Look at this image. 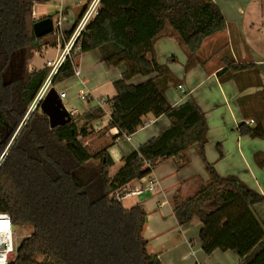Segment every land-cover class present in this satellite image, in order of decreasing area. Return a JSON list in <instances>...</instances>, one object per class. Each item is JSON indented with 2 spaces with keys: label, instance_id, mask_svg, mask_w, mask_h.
<instances>
[{
  "label": "trees",
  "instance_id": "16d2710c",
  "mask_svg": "<svg viewBox=\"0 0 264 264\" xmlns=\"http://www.w3.org/2000/svg\"><path fill=\"white\" fill-rule=\"evenodd\" d=\"M49 0H0V212L14 227L31 233L16 246L8 264H161L147 250L143 237L146 213L142 205L125 208L117 193L149 176L162 161L173 159L178 170L189 164L187 150L194 148L208 179L189 197L177 191L172 198L178 226L196 217L201 224L198 239L202 252L234 251L236 264H264V231L251 212L264 197L232 176H219L206 157L207 123L203 111L189 98L172 107L165 91L174 78L156 62L153 44L169 27L187 56L184 69L196 62V53L208 37L223 32L226 21L211 0H100L97 15L76 44L79 53L97 50L108 67L124 65L112 86L107 128L117 130L108 144L89 153L80 142L87 136L86 123L101 117L95 106L80 117L49 127L47 117L35 108L28 111L45 81V68L7 77L16 56L26 63L41 43L55 47L53 36L37 39L32 26L34 5ZM91 0H85L75 23ZM68 36V35H67ZM47 43V40L50 39ZM77 55L66 57L51 84L74 74ZM219 80L257 72L250 64L225 58ZM24 64V63H23ZM134 77L146 78L137 85ZM261 86L258 80L255 82ZM242 90L240 84H237ZM261 111L248 114L238 103L243 122L240 136L264 140V92L254 95ZM146 114L165 116L168 128L138 146L122 159L109 176L113 161L107 149L116 140L132 135ZM249 115L254 121L246 124ZM219 156L220 149L217 146ZM213 202L215 209L201 206ZM40 258V259H39Z\"/></svg>",
  "mask_w": 264,
  "mask_h": 264
},
{
  "label": "crops",
  "instance_id": "0c3cea01",
  "mask_svg": "<svg viewBox=\"0 0 264 264\" xmlns=\"http://www.w3.org/2000/svg\"><path fill=\"white\" fill-rule=\"evenodd\" d=\"M211 1L219 7L226 21V28L204 40L196 53V62L187 70L184 69L186 53L183 48L180 49L169 29L155 40L154 58L158 64L166 66L174 78V83H170L165 91L169 104L176 107L191 98L203 111L207 123L205 157L216 173L222 177H235L264 197V140L240 136L237 131V126L244 121L239 99H243L248 114L261 111L254 95L261 90L264 92V0ZM64 2L65 0H49L47 3L34 5L33 20L52 19L53 15L56 16L62 10L66 20L63 30L67 32L75 23L85 0L74 1L73 6L67 7ZM47 5L52 6V10L47 14L40 12ZM36 6L37 12L34 10ZM58 48L60 47H52L51 51ZM45 51L46 49L43 53ZM225 58L236 64L252 65L261 86L256 85L258 78L253 71L248 75H238L237 83L233 79L219 80L216 73L222 69V60ZM73 70L78 71V75L73 74L71 78L55 84L54 89L57 86L58 92L66 94L65 100L73 103L70 110L75 115L72 117L86 114L96 106L97 101H102L100 118L89 122L84 117L79 123L92 126L87 129V137L91 130L102 129L101 139L109 143L117 130L106 127L110 113L108 103L114 96L112 84L120 79L124 65L108 67L100 61L99 52L94 50L77 53ZM145 80L146 78L134 77L129 84L137 85ZM237 84H240L242 90L238 89ZM178 85L183 88V92L177 89ZM80 93L86 94V100L79 99ZM61 104L67 112L62 101ZM251 117L253 116L249 115L245 120L249 126L254 124ZM250 120L252 123H248ZM142 124L146 126L138 127L128 139L116 140L108 147V155L113 161L109 176L114 175L127 154L169 126L165 116L154 117L151 114L142 118ZM186 154L189 159L186 167L178 170L173 159L162 161L153 168L149 176L129 184L125 188L130 191L129 194L120 200L123 206L127 202L125 208L135 204L143 206L146 217L142 234L147 240L148 253L155 255L161 264H236L239 258L234 251L216 250L210 255L202 252L198 239L201 224L196 217H192L190 222L181 227L177 224L173 214V196L178 191L182 199L187 198L208 179L194 148H189ZM201 209L209 213L215 209V204L205 203ZM251 212L264 231V202L252 206Z\"/></svg>",
  "mask_w": 264,
  "mask_h": 264
},
{
  "label": "built area",
  "instance_id": "2783aa9c",
  "mask_svg": "<svg viewBox=\"0 0 264 264\" xmlns=\"http://www.w3.org/2000/svg\"><path fill=\"white\" fill-rule=\"evenodd\" d=\"M99 3L100 0H91L83 10L79 20L74 23L67 32L63 30V23L66 20L63 16L62 10H59L56 13L55 20H52V31L50 35L54 37L56 46L60 47L61 52L53 62H48L46 64L49 68L48 73L44 83L31 103L32 109L30 111L35 109L36 105L42 101L47 92L52 88V79L65 58H71L79 53V44L76 43L85 31L89 22L97 15ZM74 74L78 75V71H74ZM177 89L183 92V88L180 85L177 86ZM57 95L60 101L66 99V94L64 92H58ZM79 99L86 100V94L80 93ZM102 105V101L96 102V106L100 109L102 108ZM67 113L70 117L75 115L74 111L70 109L67 110ZM248 123H252V121L250 120ZM143 126H146V124ZM124 139H128V136H124ZM4 225L7 226L4 227ZM13 228L14 226L11 223L9 215L5 212H0V264H8L14 256L15 247Z\"/></svg>",
  "mask_w": 264,
  "mask_h": 264
},
{
  "label": "rangeland",
  "instance_id": "374dc122",
  "mask_svg": "<svg viewBox=\"0 0 264 264\" xmlns=\"http://www.w3.org/2000/svg\"><path fill=\"white\" fill-rule=\"evenodd\" d=\"M74 1H78L79 2V0H65L64 6H66V7L67 6H73V2ZM34 10L37 12V10H38L37 6L35 7ZM50 10H52V6L47 5L46 7L41 8L40 12L41 11L42 12H46L45 14H47V12L50 11ZM36 18H38L37 14H36ZM55 18H56V16L53 15L52 19L55 20ZM168 29L171 31V29L169 27H166V30H168ZM50 40H51V38L47 40V43L50 42ZM45 43L46 42H44V43L42 42L41 43L40 50L33 51L32 58L30 60H28L26 63L23 61L24 58H23V54L22 53H21V55L16 56L15 59H14V63L11 66V70L9 72H7V77H9V78L16 77V75H19L20 72L22 70H24V68H26V71H28V72L36 71V70H39V69H42V68H45V69L49 70V68L47 67L46 64L48 62H53L57 58V56L60 53L61 49L58 48V50L53 49V51H51L52 47L46 45ZM177 43H178V46L181 49L182 47H181V45L179 44L178 41H177ZM45 49H46V51H45V53H43V50H45ZM54 54H56V55H54ZM52 55H54V58L52 57ZM74 62L76 64V59H75ZM51 87H52L51 89H54V85H51ZM58 89L59 88L56 86V88L54 90H56L58 92ZM62 103L67 108V110H69L73 106L72 102H69V101L67 102V100H65V99L62 101ZM31 109H32V107L30 105L29 110H28L30 113L32 112V111H30ZM38 111H39V109H38ZM71 118H72V116H71ZM77 125H78V127L81 126V124L79 122H78ZM91 128H92V126H88V127L86 126V129H91ZM101 137H103L102 129H98L97 131L96 130H91L90 132H88V137L86 136L84 139H80V142L83 145L86 146V148L88 149V152L91 154L94 151H96L97 149L101 148L102 146L108 144V142L102 141ZM126 204H127V202H124V206ZM30 233H31V228H29V227H14L13 228V237H14V247H15V249H16V246L20 243V241L23 238L27 237Z\"/></svg>",
  "mask_w": 264,
  "mask_h": 264
},
{
  "label": "water",
  "instance_id": "95a60500",
  "mask_svg": "<svg viewBox=\"0 0 264 264\" xmlns=\"http://www.w3.org/2000/svg\"><path fill=\"white\" fill-rule=\"evenodd\" d=\"M32 30L34 36L37 39L49 35L52 31L51 18H44L35 21L33 23ZM35 108L39 109V111L47 117L49 127L51 129L64 124L70 119V116L62 106L61 101L59 100L58 95L54 89H50L42 99V101L38 105H36ZM129 192L130 191L123 189L119 193H117L116 197L118 199H122L127 194H129Z\"/></svg>",
  "mask_w": 264,
  "mask_h": 264
},
{
  "label": "snow or ice",
  "instance_id": "6c2138e0",
  "mask_svg": "<svg viewBox=\"0 0 264 264\" xmlns=\"http://www.w3.org/2000/svg\"><path fill=\"white\" fill-rule=\"evenodd\" d=\"M7 225H4V227H6Z\"/></svg>",
  "mask_w": 264,
  "mask_h": 264
}]
</instances>
